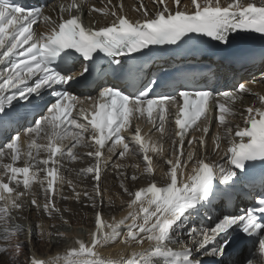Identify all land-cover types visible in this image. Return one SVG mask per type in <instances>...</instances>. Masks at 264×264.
Segmentation results:
<instances>
[{
  "label": "snow or ice",
  "instance_id": "obj_1",
  "mask_svg": "<svg viewBox=\"0 0 264 264\" xmlns=\"http://www.w3.org/2000/svg\"><path fill=\"white\" fill-rule=\"evenodd\" d=\"M172 3L174 9L168 7L166 0H154L157 11L151 14L140 0L133 10L141 12L143 18L133 21L124 12L122 0L119 4L107 0L102 8H96L90 0H61L56 18L40 7L26 11L12 0H0V137L4 138V144L0 145V238L10 242L22 234L28 242L34 239L33 226L15 223L19 217L14 213L24 210L26 197H31L28 202L49 219L59 215L70 227L63 217V212L69 210L62 211L54 201L57 194L61 199H69L62 195V190L57 192V184H67L74 193L72 198L80 202L83 196L96 210L88 242L74 239L65 255L50 259L30 256L28 264H225L230 253L249 242L245 237L256 238L250 242L254 248L258 245L259 252V258L247 259L246 264H264V195L240 214H222L210 227L190 226L192 218L199 217L201 210L207 212L214 200L230 198V190L242 183L240 174L248 173L256 162L264 164V94L246 86L253 81L241 83L233 92L224 91L219 96L207 90L178 91L175 95L163 94L160 99H150L152 89L146 86L126 94L115 85L96 82V76L106 72L102 66L95 67L97 53L111 58L110 66L113 63L118 66L112 69L113 73H124L128 70L119 58L150 46L177 45L185 37L195 36L228 45L233 33L264 35V0L259 3L229 0L226 5L222 0L202 3L190 0L189 4L172 0ZM86 5L91 12L111 17V22L98 28L86 26L83 22ZM41 23L44 31L38 32L34 26ZM150 83L154 85L156 81ZM93 85L95 96L81 101L79 96L72 95V87ZM48 89L54 100L46 99ZM244 94L255 96L260 106L247 107L244 126L233 129L227 117L236 114L232 105ZM20 100L25 103L17 107ZM213 112L217 113L218 126L224 128L223 136L219 133L215 136L214 147L220 150L221 141H227L224 150L227 166L198 159L195 149L184 151L190 129L202 135L192 136L189 147L206 146ZM21 121L26 127L22 135L28 137L23 141L14 127ZM141 121L151 126L148 133L142 132ZM170 122L175 124L171 133L167 128ZM151 129L160 134L159 141L152 139ZM169 137L173 139V147L164 159L168 166L166 182L158 184L149 153L163 157V141ZM118 147L121 150L117 153ZM79 148L88 151L80 153ZM105 150L109 156H105ZM128 154H142L144 167L131 165L140 173L131 177L119 172L120 188L130 197L127 203L130 211L118 221L113 218L107 222L102 219L105 192L100 182L109 164L118 170L126 167L112 164L111 157L118 155L123 159ZM85 156L92 158L94 164L81 168L77 175L91 176L95 181L91 194L87 190L76 191L73 181L61 174L65 161L77 162ZM18 162L23 166H17ZM142 176L152 179L135 191L124 183L128 179L138 181ZM216 182L224 187H218ZM33 184L43 191L42 204L32 192ZM35 227L41 240L47 237L51 242L53 235L66 237L64 232L46 231L43 224ZM122 228L126 230L121 231ZM185 229L187 243L180 238ZM116 243L132 251L127 255L120 253L115 259L101 254V249ZM174 246L180 250H174ZM25 247L22 241L11 248L0 247V253L14 249L11 258L0 260V264H19L17 258ZM204 257L212 259L205 261Z\"/></svg>",
  "mask_w": 264,
  "mask_h": 264
},
{
  "label": "bare ground",
  "instance_id": "obj_2",
  "mask_svg": "<svg viewBox=\"0 0 264 264\" xmlns=\"http://www.w3.org/2000/svg\"><path fill=\"white\" fill-rule=\"evenodd\" d=\"M264 75V73L257 74L255 75L253 79V84L251 85L250 88L252 89L253 92H263L264 85L263 81L260 79V77ZM248 94H246L247 96ZM248 104L250 105L253 101L256 102L254 98H247ZM244 104H240L235 106V110L237 111V115L232 116V118H227L228 120L231 121V126L234 125H240L243 122V115L244 110H245ZM80 153L86 152L85 149H82L79 151ZM92 163V159H89L87 157H84L82 160H80L79 163H69V164H64V167L62 169V175L65 176L67 179H70L73 181V184L76 187V191H84L87 190L90 194L93 193V186L95 182L91 178V176H86V177H81L78 176L77 173L81 168L88 167ZM112 164H122L125 165V168L122 169H116L109 165L103 175V178L101 180V188L105 192L104 196V202H103V214H102V219L107 222H111L113 218L115 220H120L121 218L127 216L128 212L130 211L127 207V200H128V195L123 193V190L120 188V181L121 177L119 176V172H126L129 177H131L133 174L140 175L139 172L134 167H131V165L139 164V159L138 158H133L132 155H126L125 158L120 159L118 156H115L112 158ZM141 169H143L142 164H140ZM155 179H158L159 177H154ZM149 180L148 176H142L138 181H131V179L125 180L124 183L126 186L129 188V190L132 191V189L137 188L142 186L145 182ZM12 186V185H11ZM57 192L59 193L62 190V195L65 197H69V199H61L60 194H57L54 197V201L57 207H59L61 210L68 209L69 211H64L63 212V217L65 220H68L70 224H75L81 226V231L77 234L74 235V232L70 233L68 232L66 237L61 240V242H54L55 246V252H52L46 257H41L38 256L40 254H37L36 252L40 251V247L35 246L33 243H37L41 247H48L51 248L52 244H49L45 239L46 237L41 240L40 237L35 238L34 241L28 242L25 237L22 235L21 240L22 242L25 243L26 247L22 250V253L24 254V250L26 248L28 251L32 253L31 256L41 257V259H50L54 256L60 255L63 256L66 254L67 248L70 244V242L74 239H82L85 242H88L90 239V232L94 230V217H95V211L91 207V202L81 196L80 202H77L74 198V193L72 191V188L69 187L67 184L64 185H57L56 187ZM23 190L22 186L21 189ZM32 192L36 194L37 198L39 199L40 203L42 204L44 202V194L42 189L40 188L39 185L33 184L32 185ZM31 197H26L25 198V208L22 212L20 213H14V215H17L24 223H18L24 227H27L25 220L30 219L31 222H36L37 224H43L45 230L47 231L48 229H51V225H59V224H64L60 218L54 216L52 219L49 221L44 220V218H47L48 216L45 215L42 211H38L34 206H32L28 201L30 200ZM111 198V202L109 200ZM84 204V206L82 205ZM89 204V206H87ZM67 206V208H65ZM80 206L81 210L79 211L76 210V213L74 216L77 217L76 222L73 220L72 215L74 212V209L79 208ZM73 211V212H72ZM72 213V214H71ZM45 216V217H44ZM82 216V217H81ZM80 218H82L80 220ZM1 228V227H0ZM126 229L122 228L121 231H124ZM39 229L37 228L36 230V235L38 236ZM19 240V237L16 238ZM12 241V240H11ZM1 242V240H0ZM2 242L0 243V247H2ZM43 245V246H42ZM12 245L7 246L8 248H11ZM136 246L134 245L133 248ZM148 244L145 243L144 248H147ZM53 250V251H54ZM132 251L131 248L126 247L124 244L116 243L113 245H109L104 249H101V254L104 257H111V258H118L120 253H124L125 255L130 254ZM14 252V249H12L9 252L6 253H0V260H9ZM43 255V254H42ZM5 256V257H4ZM257 258L256 253L253 254L251 258ZM250 258V259H251ZM26 261V260H25ZM24 261V262H25ZM23 262V263H24ZM19 262V264H23Z\"/></svg>",
  "mask_w": 264,
  "mask_h": 264
},
{
  "label": "rangeland",
  "instance_id": "obj_3",
  "mask_svg": "<svg viewBox=\"0 0 264 264\" xmlns=\"http://www.w3.org/2000/svg\"><path fill=\"white\" fill-rule=\"evenodd\" d=\"M83 206H84V204H82ZM87 206H89V204H87ZM79 208H77V209H74V212H73V215H72V217L71 218H73V220L76 222V219H77V217L76 216H74L77 212H76V210H78L79 212L78 213H82V212H80V210H81V208H80V206H78ZM65 208H67V206H65ZM63 211V210H62ZM77 213V214H78ZM72 214V213H71ZM17 216V215H16ZM45 217V216H44ZM57 217L58 218H60V216L59 215H57ZM82 217V216H81ZM82 218H80V220H81ZM44 220H46V221H49L50 219L47 217V218H44ZM15 222H18V223H24L20 218H18ZM25 223H26V225L27 226H29V225H31V226H33V229H34V233H36V230H37V228L35 227V225H36V222H31L30 223V219H28V220H25ZM1 228V231H2V226H0ZM82 229H81V226H79V225H75V224H70V227H69V225L68 224H59V225H56V227L55 228H51V229H48L47 231H51V232H53V233H56L57 231H59V232H64L66 235H67V233L68 232H70V233H72V232H74V235H77L80 231H81ZM22 235H19V236H17L16 238H18L19 237V240L18 239H16V238H13L12 239V241H10V242H5L4 244H2V247H7V246H10V245H15L18 241H22L21 240V237ZM35 238H37V237H39V235L37 236V235H35L34 236ZM49 244H52V247L51 248H48V247H46V246H44V247H41L40 245H38L37 243H33L35 246H39L41 249H40V251L39 252H36L37 254H40V255H38V256H41V257H46V256H48L49 254H51L52 252H55V244H54V242H61V240H63V238H58L57 236H55V235H53V237L51 238V242H49V240H48V238L46 237V239H45ZM1 241H3V239H1ZM32 241H34V240H32ZM1 243V242H0ZM43 246V245H42ZM54 250V251H53ZM24 252V254L21 252V254L19 255V257L17 258L18 259V261L19 262H21V263H23L25 260H26V256H31L32 255V253L30 252V251H28V249L26 248V250H24L23 251ZM43 254V255H42ZM5 257V256H4ZM41 257H37V258H39V259H41ZM23 264H27V260L23 263Z\"/></svg>",
  "mask_w": 264,
  "mask_h": 264
}]
</instances>
